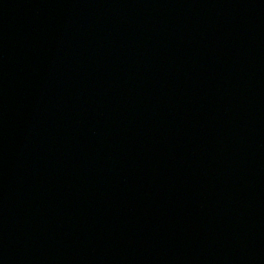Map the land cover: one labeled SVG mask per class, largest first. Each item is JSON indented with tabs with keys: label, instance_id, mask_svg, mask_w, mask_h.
I'll use <instances>...</instances> for the list:
<instances>
[{
	"label": "water",
	"instance_id": "1",
	"mask_svg": "<svg viewBox=\"0 0 264 264\" xmlns=\"http://www.w3.org/2000/svg\"><path fill=\"white\" fill-rule=\"evenodd\" d=\"M0 264H264V0H0Z\"/></svg>",
	"mask_w": 264,
	"mask_h": 264
}]
</instances>
